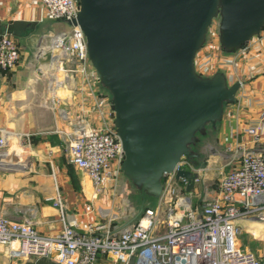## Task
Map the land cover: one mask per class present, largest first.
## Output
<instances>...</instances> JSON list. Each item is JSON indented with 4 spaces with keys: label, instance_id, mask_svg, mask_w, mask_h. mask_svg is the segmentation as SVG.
Wrapping results in <instances>:
<instances>
[{
    "label": "built area",
    "instance_id": "built-area-1",
    "mask_svg": "<svg viewBox=\"0 0 264 264\" xmlns=\"http://www.w3.org/2000/svg\"><path fill=\"white\" fill-rule=\"evenodd\" d=\"M37 1L50 20H70L79 10L77 0ZM48 53L51 57L46 71L45 104L54 106L58 92L71 88L70 71L75 72L76 81L84 84L92 97V105L74 114L73 128L63 132L65 149L68 160L90 179L92 198L109 201L121 171L123 150L113 122L102 116L100 81L88 60L81 29L69 25L55 33ZM19 57L16 41L0 34V69L12 68ZM207 59L200 63L204 69L212 67ZM93 112L100 116L97 124L88 116ZM261 126H250L246 132L256 140ZM8 136L0 127V156L5 154ZM21 138L30 143V133L21 134ZM231 150L237 163L227 162L228 168L220 174L211 195L205 188L198 192V171L191 160L182 156L173 171L163 175L162 191L154 204L144 206L133 223L126 224L114 213L107 218L106 209L98 206V218L79 229L68 222L64 203L56 192L49 199L62 223L58 231L42 233L30 221L0 214V246L14 259L45 256L57 264H264V256L237 241L241 221L251 225V233L258 224L264 227V150L255 152L240 146ZM181 169L196 174L190 192L185 190L186 178L175 180V172Z\"/></svg>",
    "mask_w": 264,
    "mask_h": 264
},
{
    "label": "water",
    "instance_id": "water-1",
    "mask_svg": "<svg viewBox=\"0 0 264 264\" xmlns=\"http://www.w3.org/2000/svg\"><path fill=\"white\" fill-rule=\"evenodd\" d=\"M77 1L76 16L66 22L81 29L88 60L110 94L121 170L138 190L139 213L146 197L161 194L163 175L182 156L197 155L196 134L222 118L240 86L222 70L205 76L195 69L213 20L222 51L233 53L264 29V0ZM69 79L73 90L74 71ZM20 165L0 156V168ZM195 176L175 172V180L187 179L188 192Z\"/></svg>",
    "mask_w": 264,
    "mask_h": 264
},
{
    "label": "crops",
    "instance_id": "crops-1",
    "mask_svg": "<svg viewBox=\"0 0 264 264\" xmlns=\"http://www.w3.org/2000/svg\"><path fill=\"white\" fill-rule=\"evenodd\" d=\"M63 24L69 27L65 20L48 19L37 0H0V34L12 37L20 52L15 66L0 69V127L9 134L3 157L21 164L11 170L0 168V214L30 221L42 233H54L62 225L49 199L56 191L61 195L68 222L79 229L98 216L90 179L68 160L63 135L73 128L74 114L92 105V97L77 80L73 90L66 87L58 92L54 106L45 104L49 67L45 57L52 36L63 31ZM216 62L231 83L240 82L234 100L224 107L218 123L225 134L226 147L264 150V29L237 51H222ZM98 99L103 118L111 121L110 100ZM88 116L99 123L96 112ZM258 123L261 131L253 140L246 129ZM25 132L30 133L29 144L21 138ZM229 161L237 163L233 157ZM0 264L57 263L45 256L14 259L0 246Z\"/></svg>",
    "mask_w": 264,
    "mask_h": 264
},
{
    "label": "rangeland",
    "instance_id": "rangeland-1",
    "mask_svg": "<svg viewBox=\"0 0 264 264\" xmlns=\"http://www.w3.org/2000/svg\"><path fill=\"white\" fill-rule=\"evenodd\" d=\"M66 29V25L63 24V30ZM221 53L222 49L219 45L217 36V20H213L204 44L195 55L194 65L196 71L201 75L208 76L219 70L216 58H218ZM204 58H208L207 61L212 64V67L204 69L200 65L201 60L203 61ZM59 75L61 76V72H59ZM228 82L231 83L229 80ZM98 96L110 100L109 92L100 84L98 87ZM225 106H229V103H225L224 107ZM111 122H113L112 118ZM218 123L219 121H217L214 125L207 123L203 130L196 134V142L194 146H191V150L197 153V155L191 160L192 166L199 174L198 181L196 182V189L198 192H202L205 188L208 195L212 194V190L215 187L217 179L220 174L228 168L227 162H229L231 156L233 155V151L227 148L224 143L225 134L219 129ZM72 168H74V166ZM70 170L71 169H69V171ZM49 172L52 173V170L50 169ZM56 192L60 195L58 191ZM155 198L156 197H146L144 206L154 204ZM93 204L96 207H107V218L111 213H114L117 218L126 222V224L133 223L139 215L138 190L122 172V170L118 173L117 184L114 192L111 196H109V201L106 203L104 198H96L93 199ZM97 217L98 216L94 219ZM106 217L105 219H107ZM250 226L251 225H249L246 221H241L239 223L240 232L237 236V241L242 247L250 249L262 257L264 256V240H262L264 227L258 224L254 227L256 230L251 233L249 231Z\"/></svg>",
    "mask_w": 264,
    "mask_h": 264
},
{
    "label": "trees",
    "instance_id": "trees-1",
    "mask_svg": "<svg viewBox=\"0 0 264 264\" xmlns=\"http://www.w3.org/2000/svg\"><path fill=\"white\" fill-rule=\"evenodd\" d=\"M100 85H101V83H100ZM152 198V197H151ZM41 257H43V256H39V258H41Z\"/></svg>",
    "mask_w": 264,
    "mask_h": 264
}]
</instances>
